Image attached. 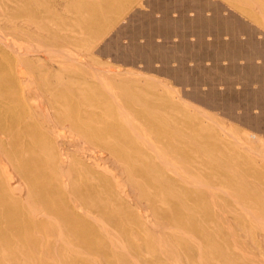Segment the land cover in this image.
Wrapping results in <instances>:
<instances>
[{
	"label": "bare ground",
	"instance_id": "6f19581e",
	"mask_svg": "<svg viewBox=\"0 0 264 264\" xmlns=\"http://www.w3.org/2000/svg\"><path fill=\"white\" fill-rule=\"evenodd\" d=\"M132 1L0 0V41L12 49L21 42L9 38L8 33L18 32L17 19L23 9L32 15L24 22L27 28L23 37L47 36L52 46L24 43L23 48L26 44L30 47L17 48L15 55L3 56L0 52V74L11 73L8 82L0 78V264H92L93 260L105 259L107 254L115 256L112 264H129L116 244L99 239L105 226L96 221L105 215V207L88 201L94 185L76 188L80 179L88 180L85 175L91 180L104 178L92 171L86 161L98 166V159L106 150L113 154L117 167L129 180L137 176L145 179L139 188L150 210L159 216L155 225L160 234H165L156 242L169 253L167 258L176 264H264V240L260 243L252 237L254 244L248 246L230 245L228 241L222 244L213 228L193 222V218L202 220L194 209L195 201L184 193L178 197L177 187L181 186L191 198L199 200L197 197L206 192L196 186L204 181L217 183L215 188L241 187L244 189H239L240 196L253 198L254 194L263 201L259 216L264 221V200L256 192L257 184L237 185L241 179L230 176L235 171L233 164L217 153L219 144L215 143V136L205 135L207 128L200 124L196 133H185L177 119L168 120V98L155 103V85L145 83L144 88L140 84H126L122 73L111 68L88 70L82 65H86L84 53L76 46L83 38H100L104 26L115 22ZM240 2L246 6L243 0ZM71 12L77 13L74 18ZM216 19L217 24L229 30L228 19ZM42 50L61 55L52 57L60 71L36 68V61L41 63L42 58L34 61L24 56L30 52L40 56ZM255 54L264 55L259 47H254L247 52V59ZM20 71L29 75L27 90H20ZM260 72L264 74V64ZM148 91L152 94L144 100ZM37 98L38 104L32 105L30 101L36 102ZM194 118L188 116L190 125ZM67 121L71 126H66ZM149 133L157 135V139L147 138ZM49 135L62 140L60 148L66 150L48 142ZM67 145L78 150L82 160L74 158ZM168 149L200 165L197 167L206 172L205 179L188 174L180 179L177 167L169 164ZM208 158L217 165L207 164ZM168 169L178 177L168 176ZM188 184L195 186L186 191L183 186ZM114 219L119 220L115 216ZM253 220L250 219V227L255 225ZM248 231L252 233V229ZM124 236L129 241L127 246L134 248L137 260L150 264L144 250L134 241L135 235L127 231Z\"/></svg>",
	"mask_w": 264,
	"mask_h": 264
},
{
	"label": "rangeland",
	"instance_id": "374dc122",
	"mask_svg": "<svg viewBox=\"0 0 264 264\" xmlns=\"http://www.w3.org/2000/svg\"><path fill=\"white\" fill-rule=\"evenodd\" d=\"M240 1L133 0L115 22L104 26L100 38H83L76 47L84 53L82 58H85L86 65H82L88 70L111 68L122 73L126 84H140L144 88H147L145 83H150L148 86L155 85L156 96L159 95L157 98L154 96L155 103L168 98V120L177 119L178 126L187 133H196L199 124L206 127L205 135L213 134L215 143L219 144L216 149L219 156L233 164L235 171L230 176L241 179L237 185L244 187L255 182L256 192L264 200V74L259 73L260 66L264 64V55L255 54L251 59L246 56L254 47H259L264 54V0H243L246 6L241 5ZM69 14L74 18L77 13ZM31 17L29 11L22 9L17 19L20 24L18 32L14 31L15 35L8 33L9 38L21 42L12 49L0 41L3 56L15 55L17 48L22 50L32 43L37 47H52L45 33V37H23L22 33L27 28L24 22ZM219 17L228 19L229 30L217 24L215 19ZM125 29L129 32H123ZM24 43L28 45L23 48ZM41 52L40 56L35 52L24 56L34 61L42 58L41 63L36 61V68L61 70L56 65L58 62H52V57L58 58L60 54L56 51H51L52 54L45 50ZM43 63L46 66H39ZM19 77L22 83L20 90L29 89L27 72L24 74L20 71ZM0 78L8 82L11 73L4 71ZM31 79L34 80V77ZM32 87L36 89L34 85ZM146 93L144 100L152 94L149 91ZM38 99L36 102L31 99L34 102H30L32 105L38 104ZM189 115L196 116L195 121L190 122L191 125L188 123ZM65 124L71 126L69 121ZM175 129L171 127V130ZM146 137L157 139L154 133L146 134ZM47 141L54 146L59 145L62 151L66 150L60 148L62 140L58 138L54 140L49 135ZM70 147H67L68 152L74 158L81 159L77 155L78 150ZM100 148L104 149L102 146ZM168 155L171 158L169 164L177 167L180 179L187 174L205 179L206 172L197 167L200 165L172 149H168ZM86 162L92 171L104 177L91 180L85 175L87 181L82 178L76 183L78 189H86L93 184L88 201L95 206L99 204V207H105V215L101 216L100 221L91 217L107 227L99 239L111 245L116 244L127 263L147 264L139 262L134 248L126 244L129 241L125 239L124 233L131 231L135 235L134 241L144 250L150 264H176L172 258H167L166 254L169 256V253L164 252L165 248L156 242L165 233L160 234L155 225L159 216L150 210V204L139 188L145 179L137 176L129 180L117 167L113 154L108 150L98 159V166L92 161ZM207 164L217 165L209 158ZM169 175L178 177L172 169H168ZM194 186L188 184L183 188L192 189ZM216 186L217 183L206 181L196 186L206 192L197 197L199 200L191 198L181 186L177 187L178 197L184 193L188 199L194 200V209L201 214L202 220L193 218V222L206 223L213 228L222 244L228 241L230 245L239 243L248 246L254 244L252 237L261 243L264 240V221L259 214L263 201L257 200L260 198L254 197V194L249 199L240 196L239 189H244L241 187ZM114 216L119 220L114 219ZM251 218L255 222L252 227ZM250 229L252 233L248 231ZM100 230L102 232L103 229ZM172 238L174 235L170 237V242ZM107 256L105 259L93 260L92 264H112L116 261L114 255Z\"/></svg>",
	"mask_w": 264,
	"mask_h": 264
}]
</instances>
